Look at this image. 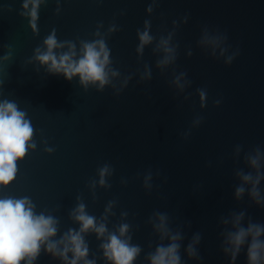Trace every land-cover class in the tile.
<instances>
[{
  "label": "water",
  "instance_id": "1",
  "mask_svg": "<svg viewBox=\"0 0 264 264\" xmlns=\"http://www.w3.org/2000/svg\"><path fill=\"white\" fill-rule=\"evenodd\" d=\"M150 2L60 0L61 11L56 15V0H48L39 13V36H33L28 21L19 15L22 0H0V56L5 54L4 45H11L14 52L4 97L27 110L37 142V148L19 163L15 181L3 194L30 196L37 211L59 207L55 215L60 218L61 232L78 227L68 219L77 195L83 196L88 212L97 217L109 200L116 199V215L109 228L119 221L121 211L128 212L133 243L143 248L136 264H144L149 242L153 249L158 242L148 218L156 210L167 212L173 228L191 222V229L184 230L185 246L193 233H202L201 264H228L220 251V217L247 209L254 220L264 223V211L251 206L247 196L239 204L233 199L238 183L234 170L245 166L243 152L239 163L231 158L238 144L245 152L255 145L264 148V0H160L149 17L146 8ZM185 15L188 23L179 27L175 37L180 45L175 67L187 72L192 86L177 97L168 83L171 69L160 75L151 48L145 49L143 61L138 63L136 31L142 29L145 19H151L152 33L158 35L164 29L170 31L172 21ZM113 21L121 29L107 41L113 66L127 75L148 63L153 70L151 82L140 84L139 76L134 75L116 97L111 88L85 93L78 81L70 83L44 70L37 73L32 64L23 68L53 28L60 40L92 39L98 23L103 22L106 31ZM205 25L226 32L231 50L239 48L230 67L197 48ZM188 48L193 52L190 58ZM197 88L208 92L204 110ZM189 94L185 102L184 96ZM217 99L221 100L219 107L214 106ZM196 116H202L203 123L183 139L182 133ZM43 140L55 149L53 154L44 151ZM104 163L114 168L109 180L112 187L108 191L98 188L94 203L86 185ZM149 169L154 174L153 188L146 194L142 181ZM138 173L140 179H136ZM122 178L128 181L126 186L121 185ZM87 240L90 253L102 256L95 237ZM181 253L183 256V248ZM36 264L59 262L42 254ZM98 264H104L103 260L98 259ZM237 264H245L243 253Z\"/></svg>",
  "mask_w": 264,
  "mask_h": 264
},
{
  "label": "clouds",
  "instance_id": "2",
  "mask_svg": "<svg viewBox=\"0 0 264 264\" xmlns=\"http://www.w3.org/2000/svg\"><path fill=\"white\" fill-rule=\"evenodd\" d=\"M48 0H22L19 15L28 21L33 36H39V13ZM102 3V0H96ZM160 0H151L146 8L149 17L159 7ZM11 11V8L8 9ZM61 11L60 0H56L55 14ZM124 15V12L120 13ZM188 15L180 20L172 21L171 30L164 29L158 35L152 33L151 19H145L143 27L138 28V40L135 49L137 61L141 63L146 48L152 49L157 57L155 69L164 76L171 69L169 87L175 95H183L192 86L186 71L176 69L179 58V42L175 40L179 27L188 23ZM103 22L96 26L92 39L60 40L56 29L53 28L35 47L32 56L25 62L35 66V71L41 70L48 75L62 76L66 81H78V86L85 93L95 89L102 93L111 88L113 94L119 97L127 89L134 75H138V83L146 84L153 78L152 66L143 63L142 70L122 75L118 68L113 66L111 49L108 39L121 29L113 21L106 31H103ZM5 54L0 56V264H36L42 254L50 257L51 261L59 264H98L102 259L104 264H136L143 248L133 243V226L128 222V212L121 211L119 221L109 228L111 218L115 217L118 201L109 200L103 213L97 217L90 214L82 195H77L76 204L69 210V221L78 227H69L61 232L60 218L55 215L59 207L54 210L47 208L37 211V205L30 196L4 195L15 181L19 163L37 148L36 129L26 109H21L16 100L4 97L5 80L9 77V67L13 62V48L4 45ZM197 48L214 60H222L225 67H230L239 55V48L231 50L228 44V35L218 28L211 30L207 25L201 29L197 41ZM186 55H193L191 48ZM200 109L207 107L208 92L206 88H197ZM190 94L184 96L185 102ZM221 100L214 101L219 107ZM202 116H196L188 131L182 133L187 140L193 129L199 128L203 123ZM44 151L53 154L54 148L48 147L47 140ZM243 152L244 168L234 170V178L238 183L234 188L233 199L237 204L247 196L249 204L264 211V148L260 145L244 151L243 145H236L232 152V160L240 162ZM247 169V170H245ZM114 174V168L104 163L97 168L96 178L90 179L86 187L91 193L93 202L97 201V189L108 191L112 185L109 183ZM153 172L149 169L143 174L142 186L146 194H151L153 188ZM156 178L161 176L159 170L155 172ZM136 179H140L138 173ZM167 182V177H164ZM128 181L121 179V185L126 186ZM147 224L151 226L152 234L158 242L153 245L149 242V251L144 256V264H201L203 257L200 253L202 233L195 232L188 240L186 246L185 228L191 229V222L181 223L176 228L171 226V217L167 212L154 211L148 218ZM220 251L228 264H237L243 253L245 264H264V223L256 221L248 215L247 209L230 211L228 215L221 216L219 220ZM139 226H137L138 228ZM94 236L99 242L97 249L102 256L90 253V244L87 237ZM183 248V256L181 250ZM91 255V258H89ZM186 257V259H184Z\"/></svg>",
  "mask_w": 264,
  "mask_h": 264
}]
</instances>
